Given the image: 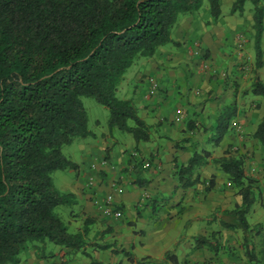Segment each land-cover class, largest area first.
Segmentation results:
<instances>
[{
	"label": "crops",
	"instance_id": "obj_1",
	"mask_svg": "<svg viewBox=\"0 0 264 264\" xmlns=\"http://www.w3.org/2000/svg\"><path fill=\"white\" fill-rule=\"evenodd\" d=\"M230 7H222L221 18L211 24H207L211 17L206 6L195 16L181 17L172 31L174 42L162 46L153 58L139 60L125 76L119 91L134 99L139 116L148 124L147 141L136 143L133 138L131 147L117 149L118 129L101 134L89 129L95 141H87L92 136L79 137L78 148H73L78 138L63 148V154L70 149L64 156L77 167L59 171L65 181L57 188L73 194L76 202L65 207L68 210L62 217L72 232L82 231L89 222V250L95 243L113 245L92 252L97 260L108 264H137V260L142 264H264V212L256 193L245 232L236 225L229 227L234 224L229 213L242 204V196L210 158L200 168L206 181L215 176L208 192L206 182L178 187L173 173L175 163H187L194 149L219 158L236 145L247 157V174L264 176V146L254 137L264 117V98L252 93L254 74L243 70L244 52L255 60L253 19L246 11L230 14ZM257 72L264 82V64ZM150 78L157 81L159 90L147 98ZM225 121L229 125L224 130ZM103 157L110 165L98 173L99 182L88 187V178L97 174L92 166L98 167ZM253 170L259 174H250ZM112 191L123 212L117 220L103 218L93 203V194L104 196ZM196 236L215 244L196 247ZM44 248L41 253L32 247L21 264H91L90 258L69 255L52 243ZM122 248L135 260L112 251ZM42 254L51 257L41 258Z\"/></svg>",
	"mask_w": 264,
	"mask_h": 264
},
{
	"label": "trees",
	"instance_id": "obj_2",
	"mask_svg": "<svg viewBox=\"0 0 264 264\" xmlns=\"http://www.w3.org/2000/svg\"><path fill=\"white\" fill-rule=\"evenodd\" d=\"M248 3L255 31L251 91L264 98L257 72L264 64V0H234L229 13L242 15ZM205 6L211 17L207 24L217 22L222 0H0V264H21L32 247L45 252L46 243L86 256L91 264H108L91 253L113 245L95 243L89 250L88 221L82 231H70L60 207L74 205L75 197L54 185L52 173L76 168L63 148L94 135L83 97L109 110L110 131L129 133L136 143L149 139L134 99L119 98V88L139 60L174 42L172 31L181 17L195 16ZM254 137L264 146V117ZM209 158L243 199L229 213L234 222L229 227L246 232L257 180L247 174V157L238 146L219 158L194 149L187 163L174 165L178 187L206 182L205 190H212L215 176L206 181L200 173ZM194 239L196 247L215 244L202 236ZM112 251L135 260L123 248Z\"/></svg>",
	"mask_w": 264,
	"mask_h": 264
},
{
	"label": "rangeland",
	"instance_id": "obj_3",
	"mask_svg": "<svg viewBox=\"0 0 264 264\" xmlns=\"http://www.w3.org/2000/svg\"><path fill=\"white\" fill-rule=\"evenodd\" d=\"M232 2H233V0H222V7L229 8L231 6ZM250 6H251L250 3H248L247 7H246V16L248 18L252 17V13L250 11ZM252 19H253V17H252ZM244 53H245V58L249 59L248 53H246V52H244ZM248 59H247L248 63L245 66L246 68L244 69V71L246 72L247 75H253L254 74L255 60L252 61V60H248ZM120 94H121V92L119 91L118 92L119 98L124 99L127 97V96H123L122 94L121 95ZM82 101H83V105L87 111L88 118H89V129L95 134L96 133L101 134L103 131H105V132L109 131V126H108V122H109V118H110L109 110L105 106H103L102 104L98 103L95 100V98L83 97ZM116 133L118 134L117 137H115V140H116L115 146L117 147V149L124 148V146L131 147V146H129L131 143L130 141L133 140V136L131 134L126 133V132H122L119 129L116 131ZM91 138L92 139H88L87 141L92 142L94 136H92ZM79 140L80 139L78 138L74 141L75 145H73V148H78L79 145L77 144V142ZM110 140L113 141L112 138ZM93 141H95V140H93ZM107 141H109V140H107ZM69 150L70 149H64V154L67 155ZM253 173L259 174L257 170H256V172H254V170H253L252 173H250V174H253ZM53 174L54 175L52 176V178H53L54 185L56 187H58L63 181H65V175H63L62 172H59V171H58V173L56 172ZM257 178H261V179H259V181H258ZM257 178H255L257 180L255 193L258 197L259 209L262 212H264V176L263 177H257ZM66 181H68V179ZM63 208H64L65 212H63ZM60 210H61L60 211L61 214L64 215L65 213H67L68 209L65 207H60ZM58 211H59V208L56 209V212H58ZM68 213H70V212H68ZM65 218L67 219V216Z\"/></svg>",
	"mask_w": 264,
	"mask_h": 264
},
{
	"label": "built area",
	"instance_id": "obj_4",
	"mask_svg": "<svg viewBox=\"0 0 264 264\" xmlns=\"http://www.w3.org/2000/svg\"><path fill=\"white\" fill-rule=\"evenodd\" d=\"M238 49L240 56L243 55V43L241 40V36H238ZM149 82L151 83V86L148 90V93L146 95L147 98L153 97L158 92V83L154 78H150ZM133 157L138 158L137 153H133ZM110 165L109 161L106 158H101V160L98 162V167L93 165L92 168L97 170V174L91 175L88 178V187L94 186L97 184L100 180L99 178V172L104 170ZM143 165L145 167H150L149 162H143ZM93 203L96 207V210L100 213V215L103 218L108 219H121L123 217V212L119 205L117 204L115 193L112 191L110 193L105 194L104 196H96L93 194ZM225 264H240V263H225Z\"/></svg>",
	"mask_w": 264,
	"mask_h": 264
}]
</instances>
